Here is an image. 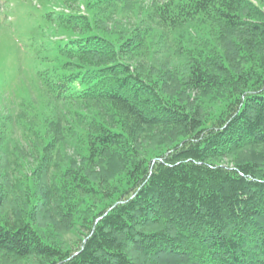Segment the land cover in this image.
Here are the masks:
<instances>
[{"label":"trees","instance_id":"obj_1","mask_svg":"<svg viewBox=\"0 0 264 264\" xmlns=\"http://www.w3.org/2000/svg\"><path fill=\"white\" fill-rule=\"evenodd\" d=\"M59 1L0 115V263L264 264V0Z\"/></svg>","mask_w":264,"mask_h":264},{"label":"rangeland","instance_id":"obj_2","mask_svg":"<svg viewBox=\"0 0 264 264\" xmlns=\"http://www.w3.org/2000/svg\"><path fill=\"white\" fill-rule=\"evenodd\" d=\"M65 10L59 0H0V115L16 107L34 87L32 33L41 25L48 29L43 24L45 14ZM65 239L75 241L73 235Z\"/></svg>","mask_w":264,"mask_h":264},{"label":"water","instance_id":"obj_3","mask_svg":"<svg viewBox=\"0 0 264 264\" xmlns=\"http://www.w3.org/2000/svg\"><path fill=\"white\" fill-rule=\"evenodd\" d=\"M87 240L84 241V243H86Z\"/></svg>","mask_w":264,"mask_h":264}]
</instances>
